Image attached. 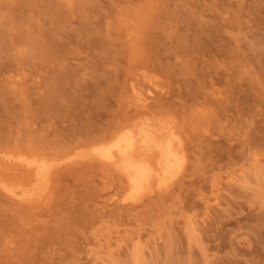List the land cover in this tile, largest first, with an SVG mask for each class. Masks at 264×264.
I'll return each instance as SVG.
<instances>
[{"label":"rangeland","instance_id":"rangeland-1","mask_svg":"<svg viewBox=\"0 0 264 264\" xmlns=\"http://www.w3.org/2000/svg\"><path fill=\"white\" fill-rule=\"evenodd\" d=\"M140 123L186 159L124 201L90 154ZM6 156L55 165L0 188V264H264V0H0V175L28 188Z\"/></svg>","mask_w":264,"mask_h":264},{"label":"bare ground","instance_id":"bare-ground-1","mask_svg":"<svg viewBox=\"0 0 264 264\" xmlns=\"http://www.w3.org/2000/svg\"><path fill=\"white\" fill-rule=\"evenodd\" d=\"M151 95L152 88L144 93L137 92V104L143 106ZM85 157L77 153L59 163L75 162ZM90 157L110 166L125 178L128 189L124 201H138L153 191L169 190L186 159L179 137L169 125L163 123L121 127L107 141L94 145ZM3 164L8 174H25L29 189L22 184L7 183L0 175V188L12 198L20 200L31 199L30 193L37 194L35 192L49 181L55 165L44 158L25 156H6Z\"/></svg>","mask_w":264,"mask_h":264}]
</instances>
